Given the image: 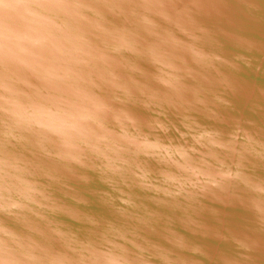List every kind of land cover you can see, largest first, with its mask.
Returning a JSON list of instances; mask_svg holds the SVG:
<instances>
[{
    "label": "clouds",
    "instance_id": "obj_1",
    "mask_svg": "<svg viewBox=\"0 0 264 264\" xmlns=\"http://www.w3.org/2000/svg\"><path fill=\"white\" fill-rule=\"evenodd\" d=\"M0 264H264V0H0Z\"/></svg>",
    "mask_w": 264,
    "mask_h": 264
}]
</instances>
